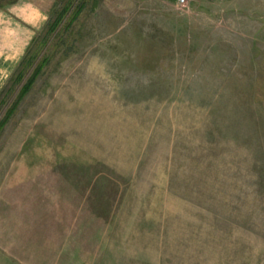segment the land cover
Instances as JSON below:
<instances>
[{
    "label": "rangeland",
    "instance_id": "rangeland-1",
    "mask_svg": "<svg viewBox=\"0 0 264 264\" xmlns=\"http://www.w3.org/2000/svg\"><path fill=\"white\" fill-rule=\"evenodd\" d=\"M0 264H264V0H0Z\"/></svg>",
    "mask_w": 264,
    "mask_h": 264
},
{
    "label": "built area",
    "instance_id": "built-area-1",
    "mask_svg": "<svg viewBox=\"0 0 264 264\" xmlns=\"http://www.w3.org/2000/svg\"><path fill=\"white\" fill-rule=\"evenodd\" d=\"M201 0H174L175 4L181 9H187L190 7L192 3L198 2ZM208 1H216V0H208Z\"/></svg>",
    "mask_w": 264,
    "mask_h": 264
},
{
    "label": "trees",
    "instance_id": "trees-1",
    "mask_svg": "<svg viewBox=\"0 0 264 264\" xmlns=\"http://www.w3.org/2000/svg\"><path fill=\"white\" fill-rule=\"evenodd\" d=\"M61 15H62V14H61ZM55 28H56V26L53 27V29H55Z\"/></svg>",
    "mask_w": 264,
    "mask_h": 264
}]
</instances>
